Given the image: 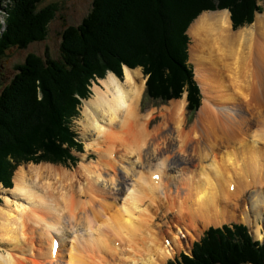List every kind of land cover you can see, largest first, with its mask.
<instances>
[{
  "label": "bare ground",
  "instance_id": "bare-ground-1",
  "mask_svg": "<svg viewBox=\"0 0 264 264\" xmlns=\"http://www.w3.org/2000/svg\"><path fill=\"white\" fill-rule=\"evenodd\" d=\"M187 30L188 62L203 96L195 124L183 129L182 98L167 110L171 131L149 143L147 116H141L138 107L145 84L140 69L123 67L122 80L109 73L93 84L79 121L86 154L97 155L94 165L87 163L95 160L86 162V154H80L85 165L76 174L86 185L85 212L75 204L77 198L65 205L80 191L74 187L73 172L48 163L18 168L6 195L24 203L12 207L3 198L0 204L6 208L0 209V264H29L31 235H25L32 226L36 230L30 234L42 238L45 246L42 264H165L191 250L195 222L202 229L219 228L224 220L243 224L251 239H261L264 147L257 145L264 146V13H257L250 26L233 31L228 11L204 12ZM114 144L119 150H113ZM149 151L154 158L142 165V153L147 157ZM174 151L181 156L171 158ZM117 163L131 183L121 188L122 195L113 196L117 186L102 172ZM247 189L253 200L250 215L239 220ZM156 209L175 216L173 233L160 234L150 219ZM38 211L46 213L45 220L35 215ZM67 212L73 213L68 214L72 219ZM73 227L81 230L66 238L64 233ZM51 234L56 249L48 246L54 243Z\"/></svg>",
  "mask_w": 264,
  "mask_h": 264
},
{
  "label": "trees",
  "instance_id": "trees-1",
  "mask_svg": "<svg viewBox=\"0 0 264 264\" xmlns=\"http://www.w3.org/2000/svg\"><path fill=\"white\" fill-rule=\"evenodd\" d=\"M41 0H8L0 21V54L43 41L57 5L37 10ZM228 10L232 30L263 13L257 0H93L77 26L61 34L60 60L29 54L0 93V184L22 163L76 164L82 145L70 129L91 80L122 67H140L145 97L166 103L186 92L187 111L200 106L199 89L187 63L186 30L202 12ZM243 225L209 228L190 256L168 264H264V244Z\"/></svg>",
  "mask_w": 264,
  "mask_h": 264
},
{
  "label": "rangeland",
  "instance_id": "rangeland-1",
  "mask_svg": "<svg viewBox=\"0 0 264 264\" xmlns=\"http://www.w3.org/2000/svg\"><path fill=\"white\" fill-rule=\"evenodd\" d=\"M7 3H8V0H0V21L2 22L1 24L3 27H4L3 19L5 18ZM52 4L57 5L58 10L55 14V17L53 18V20L50 22V24L47 27V35L43 41L31 43L25 49H22V50H16V49H9L8 50L7 49L2 54H0V93L5 88V86H7L10 83V81L13 79V77L15 76V74L17 72V70H16L17 66L22 64L24 62L25 58L29 54H34V55L41 56V57H44L45 54H49V56L52 59L60 60L59 46H60V40H61L62 32L69 26H77L81 23L83 18L89 12H91L93 0H41L40 3L37 5V10L43 9L49 5H52ZM257 5L260 7L261 10H263V13H264V0H257ZM226 11H228V10H226ZM215 12H218V11H215ZM198 16L193 20V22L198 18ZM193 22H191V24ZM246 27L247 26H244L241 28L243 29ZM238 29H240V28H237L233 31H236ZM1 33H2V29L0 30V35H1ZM186 35H187V32H186ZM189 43H191L190 38H189V42L187 43L188 44L187 45V63L192 67V65L188 62L189 61V51H190L189 47L191 45ZM137 68L140 69V72L142 74V78H144V80H146V78L144 77V75L142 73L141 68L140 67H137ZM134 69H136V68H134ZM192 72H193V69H192ZM122 75H123V72H122ZM116 78L120 79V80L123 79V77H121V78L116 77ZM97 79H99V78L91 80L90 86H89V94H88V97L86 98V100H88L92 96L91 95L92 94L91 87L93 86V84L98 85ZM193 80H194L197 88L199 89V86L197 85V82L194 79V75H193ZM199 94L201 97V101H200V106H201V103L203 101V96L200 92V89H199ZM182 98H184V102H185V105H184L185 125H183L184 126L183 129L188 130L193 126V124H195V121L197 119V112H198L200 106H199L198 110L194 113L187 111L186 110L187 101L185 99L186 98V92H183L181 98L172 99V100L170 99V101H168L166 103H161L160 101H153V100L149 99L148 97H145V84H144L143 94L139 100L138 107H139V113L141 114V116H142V114L144 117L147 116V121L145 122V127L147 129V134H148L149 139H150L149 143L151 141H154L158 135H160V137H161L163 134L167 133L168 131H171L172 122H168V120H170L169 118H172V114L170 112L167 113V110L171 109V105H176V103H179V101ZM81 100H85V99H81ZM81 100H80V105L78 107H76L78 110V115L71 119L69 125H70L71 131L74 132V134L76 136V140L81 143L82 151L81 152H76V151L71 152V154L76 158V162H74L76 164H72V162L71 163L69 162L66 164V166L55 165V164H52V166H59L65 170L70 171L71 174L73 172V174L75 175V178H76L75 183H74V185H75L74 187L77 190L80 189V191H78L77 194H72L71 197H68L67 201L65 202V205L73 203L75 201V199L77 198L75 201V204L77 206L82 207L84 209V212H85L86 206L84 205L85 204L84 196H85V193L87 192L86 191V185L83 184L84 181L81 180L82 178L80 176H77V174H76L79 172L78 170H79L80 166L85 165L80 154H86V150H85L86 143L85 142H87L86 140L84 141L80 135L81 130H80V126H79V121L82 119V109H83V102ZM167 116H168V120L166 119ZM142 122H143V119H142ZM246 140L248 143H250L249 138H247ZM257 146L259 148L264 147L261 145H257ZM161 147H162V145H160V148ZM113 150H119L117 144H114ZM90 152H92V151H89V153ZM176 154H179V153H177V151H174L172 154H170V157L172 158L173 156H176ZM85 156H87L86 162L90 161V160H95L93 162L90 161L87 164L92 163V164L96 165L97 155L95 156V155L86 154ZM141 157H142L141 158L142 165H145L146 160H148V159L152 160L154 158V156H152L151 151H149V155L147 157L144 156L143 153H142ZM43 163L44 162H41L38 164H43ZM30 164L31 165H38V164H33L31 162L27 163V164L22 163V164L18 165V168L29 166ZM120 167H121L120 164L117 163L113 168H111V167L109 169L105 168L102 172V175L105 178L111 179L117 186V188H115V190L112 191L113 194L111 193V195H113V196L114 195H117V196L122 195L123 192H122L121 188L122 187L127 188L129 186V184L131 183V179L129 177H127V178L125 177V174L120 170ZM18 168L15 169L12 173L11 188L13 186V182H12L14 180L13 176L17 173ZM178 173H180V172L178 171ZM49 181H52V180L49 179ZM174 182H175V185L177 186V188H180V185H179V183H177L176 179L174 180ZM174 182H172V183H174ZM106 187H107V185H106ZM0 192H1L0 193V204L3 203V201H2L3 198H5V199L7 198L9 203L12 204V207L15 206V203H18V204L24 203L20 199L13 200L12 198L7 197L6 193H9V192H7V189H4L1 186V184H0ZM245 194H246V197H245V201L242 203V207H243L241 210L242 212L237 214L239 220H243L244 215H246L247 217H248V215H250L249 202L253 201L250 198V197H252V192L250 189H247V190H245ZM101 195H102V197L111 199V197H110L111 195H109L107 193H105V194L103 193ZM220 202H222L223 205H227V201H224L221 199ZM228 203H229V201H228ZM95 204H96V202H95ZM0 207H1L0 208L1 210L6 209V208H4V205L0 206ZM27 209H30V208H27ZM68 214H70V213L67 212V215ZM35 215L40 217L42 220L43 219L45 220V217H47L46 213L39 212V211L36 212ZM70 215L73 216V213ZM224 215L226 216V214H224ZM71 216H69V217L71 218ZM80 216L82 217L83 215L80 214L73 219H77ZM150 219L155 224V226L159 227L160 234L162 236L166 235L167 230H169L171 233H173L174 232L173 230H175L174 226L177 223V219L172 214L165 213L164 210L156 209L150 215ZM226 219H227V217H226ZM74 221H76V220H74ZM195 223H196V225H194V226H196V228L194 231L197 232L196 233L197 235H196V240L194 242H198L202 238L203 234L205 233V231L209 227H214L213 225H209L207 228L202 229L201 223H198V222H195ZM213 224H214V222H213ZM222 224H226V221L224 220ZM231 224H234V223H229L227 225H231ZM235 224H239V223H235ZM24 225H28V222L25 223ZM62 226H64V225H62ZM73 228H75V229L74 230L67 229L69 231H66V233H64V235H67L66 238L69 237V235L72 232H75L76 230H78V231L81 230V229H79V227H77V228L73 227ZM89 229H91V227H89ZM29 230H31L30 233H35L36 229L32 226V228ZM258 231L260 233V228L258 229ZM56 232L60 233L57 230H56ZM30 233L27 231V233L25 235L26 237H27V235H28V237L31 235V238L28 239V243L30 245L28 251H32V252L28 253L29 256L26 257L27 261H28L27 263H29V264H42L43 260H42L41 254L45 248V246H42V244H41L43 242V240H42V238L41 239L36 238L35 236H33V234H30ZM50 237H51L50 241H52V240L56 241L53 234H51ZM253 239L255 241L260 242V243H264V233L261 232V239H255V237H253ZM194 242L191 243V246H190L191 250H192V246H193ZM51 245L53 246L54 243L49 242L48 246H51ZM3 249H4V247L0 246V251H2ZM191 250H189V252H184V251L179 252L177 255H175L173 257V259L165 262V264H168V262H174L176 260H179L181 254L189 256ZM37 255H38V257H37ZM60 255H61L60 257H64L65 250H61Z\"/></svg>",
  "mask_w": 264,
  "mask_h": 264
},
{
  "label": "water",
  "instance_id": "water-1",
  "mask_svg": "<svg viewBox=\"0 0 264 264\" xmlns=\"http://www.w3.org/2000/svg\"><path fill=\"white\" fill-rule=\"evenodd\" d=\"M221 11H223V10H221ZM214 12H215V11H214ZM203 13H204V12H203ZM201 14H202V13H201ZM201 14H200V15H201ZM256 14H257V13L254 14V17H255ZM200 15H199V16H200ZM199 16H198V17H199ZM192 22H193V21H192ZM190 24H191V23H190ZM189 26H190V25H189ZM189 26H188V28H189ZM186 32H187V30H186ZM123 67H126V66H123ZM123 67H122V72H123ZM131 70H132V69H131ZM109 73H111V72H109V71L106 72V75L109 74ZM111 74H113V73H111ZM106 75H105V76H106ZM113 75H114V74H113ZM122 77H123V75H122ZM97 80L99 81V80H102V79H97ZM119 80H120V79H119ZM81 101L84 102V101H86V99H85V100H81ZM48 164H49V163H48Z\"/></svg>",
  "mask_w": 264,
  "mask_h": 264
}]
</instances>
